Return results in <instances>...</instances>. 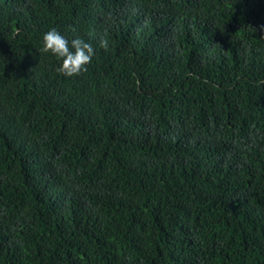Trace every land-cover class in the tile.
<instances>
[{"label": "trees", "instance_id": "obj_1", "mask_svg": "<svg viewBox=\"0 0 264 264\" xmlns=\"http://www.w3.org/2000/svg\"><path fill=\"white\" fill-rule=\"evenodd\" d=\"M0 264H264V0H0Z\"/></svg>", "mask_w": 264, "mask_h": 264}, {"label": "clouds", "instance_id": "obj_2", "mask_svg": "<svg viewBox=\"0 0 264 264\" xmlns=\"http://www.w3.org/2000/svg\"><path fill=\"white\" fill-rule=\"evenodd\" d=\"M40 51L51 53L60 61L57 71L66 77H73L84 71L93 59V45L80 38H66L56 28H51L42 34Z\"/></svg>", "mask_w": 264, "mask_h": 264}]
</instances>
